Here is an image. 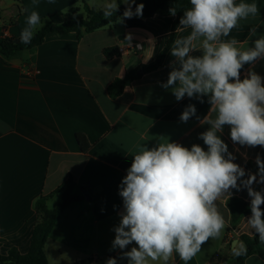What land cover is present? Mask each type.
Returning a JSON list of instances; mask_svg holds the SVG:
<instances>
[{"label": "crops", "instance_id": "crops-1", "mask_svg": "<svg viewBox=\"0 0 264 264\" xmlns=\"http://www.w3.org/2000/svg\"><path fill=\"white\" fill-rule=\"evenodd\" d=\"M94 2L93 8L102 9L105 0ZM243 2L257 3L259 15L240 21L225 39L235 38L242 47H252L256 39L264 36V0ZM86 4L89 0H0V28L9 37L20 38L30 11L39 12L43 26L62 24L72 9L85 18ZM175 19L159 14L123 18L84 34L82 39L75 33H53L41 45L19 51L12 58L0 54L3 255L13 247L21 253L28 252L38 220L36 202L41 196H49L48 206L52 200L59 202L62 192L58 190L73 179L74 191L82 200L70 204L54 226L45 245L49 264H106L113 257L117 264H128L122 251L136 245L113 249L112 241L113 229L123 211L120 184L131 166L135 146L145 144L151 148L161 138H167L188 148L199 144L207 150L199 137L210 127L200 123L209 113L208 98L185 96L177 101L171 87H162L174 64L170 51L160 68L149 72L144 69L166 47ZM188 31L178 30L176 38L186 36ZM107 48H116L120 54L107 58ZM191 55L200 56L202 52ZM141 69L144 72L138 74ZM250 69L264 78V59L245 65L241 79ZM135 71L139 78L127 85L119 97H112L111 84ZM189 105L195 106L196 114L183 122L180 116ZM219 135L236 157L234 162L245 169L243 179L256 174L255 160L257 156L264 160V147L234 144L228 126ZM79 136L89 144L86 151ZM252 187L264 193V183L257 182ZM231 191V197L250 202L247 189ZM227 201L225 196L216 202L225 220L220 237L205 242L188 264H234L232 249L240 242L239 236L255 235L245 219L250 215L236 231L229 232L231 212ZM217 253L223 259L212 262ZM170 264L185 262L174 256ZM244 264H264V260L253 255Z\"/></svg>", "mask_w": 264, "mask_h": 264}, {"label": "clouds", "instance_id": "clouds-1", "mask_svg": "<svg viewBox=\"0 0 264 264\" xmlns=\"http://www.w3.org/2000/svg\"><path fill=\"white\" fill-rule=\"evenodd\" d=\"M121 2L127 5L124 18L142 16L143 3L133 11L135 0ZM89 6L96 7L94 0H89ZM118 10L117 0H105L103 17L109 19ZM169 11L175 16L176 8ZM259 12L257 3L243 0H190V7L184 10L177 31H189L172 43L174 64L162 87H171L177 101L185 96L208 98L209 113L200 123L210 127L199 137L207 150L199 144L188 148L167 138L151 148L135 146L131 166L120 184L123 211L112 241L113 249L136 245L122 251L128 264H170L174 256L188 264L205 242L220 237L225 220L216 202L225 196L230 199L232 189H247L251 215L245 219L264 243V193L252 187L264 183V160L257 156L258 172L243 179L245 169L234 162L236 157L219 135L228 126L234 144L264 147V78L250 69L241 79L245 65L264 59V36L252 47H242L235 38L225 39L240 21L255 18ZM43 23L39 12L30 11L20 42L30 44ZM194 51L202 55H191ZM195 114V106L189 105L180 119L187 122ZM232 252L243 256L247 248L241 241ZM106 264L117 261L109 258Z\"/></svg>", "mask_w": 264, "mask_h": 264}, {"label": "trees", "instance_id": "trees-1", "mask_svg": "<svg viewBox=\"0 0 264 264\" xmlns=\"http://www.w3.org/2000/svg\"><path fill=\"white\" fill-rule=\"evenodd\" d=\"M117 1L119 4V10L109 19L103 17L102 9L90 7L88 4L84 6L87 14L85 18L78 15L77 9H72L67 14V20L65 22L62 24H46L34 35L30 44H22L20 38L5 37L3 35L4 29L0 28V54L6 58H12L19 51L32 49L41 45L46 37L53 33L60 35L65 33H75L79 39H82L84 34L90 33L124 18L123 12L127 5L122 3L121 0ZM140 3L144 4L141 17L145 18L153 17L156 14L173 16L170 14L169 10L176 8V14L174 16L176 19L173 23L171 35L166 47L160 53L156 61L144 66L145 71L149 72L154 71L163 65L172 43L177 37V28L180 26L179 21L183 16V12L190 7V0H140L132 5L133 11H135V6ZM104 53L107 58H113L120 54L116 48H107L104 50ZM138 78L139 75L135 71L130 72L124 79L115 80L109 87L110 95L114 98L119 97L123 93L124 88ZM79 141L83 150L86 151L89 147L87 140L84 137L79 136ZM248 167L252 168L250 165H248ZM255 168L258 170L257 165ZM75 186L74 180L70 179L64 187L58 190V192H62V202L54 209H50L48 206L49 196H41L38 199L36 202L38 220L32 233L28 252L21 253L17 248L13 247L9 250L8 254L3 255L1 253V247L4 241L0 239V264H49L45 253V245L54 226L70 204L82 200V196L74 191ZM249 205L250 202L240 197H231L228 199L227 206L231 212L229 226L230 233L239 228L241 222L246 216L251 215ZM261 209L264 211V205H261ZM239 240L245 244L247 252L243 256H234V264H244L245 260L253 255H257L264 260V243L259 241L258 234H255L254 236L241 234ZM221 259H223V256L217 253L213 256L212 262Z\"/></svg>", "mask_w": 264, "mask_h": 264}, {"label": "rangeland", "instance_id": "rangeland-1", "mask_svg": "<svg viewBox=\"0 0 264 264\" xmlns=\"http://www.w3.org/2000/svg\"><path fill=\"white\" fill-rule=\"evenodd\" d=\"M136 1H138V0H135V2ZM56 200V199H55ZM58 200V199H57ZM62 201V198H61V196H59V202H55L54 200H52L51 202H50V204H49V207L50 208H54V207H56V205L58 204V203H60Z\"/></svg>", "mask_w": 264, "mask_h": 264}, {"label": "built area", "instance_id": "built-area-1", "mask_svg": "<svg viewBox=\"0 0 264 264\" xmlns=\"http://www.w3.org/2000/svg\"><path fill=\"white\" fill-rule=\"evenodd\" d=\"M3 35H4L5 37H9L8 34L6 33V31H3Z\"/></svg>", "mask_w": 264, "mask_h": 264}, {"label": "water", "instance_id": "water-1", "mask_svg": "<svg viewBox=\"0 0 264 264\" xmlns=\"http://www.w3.org/2000/svg\"><path fill=\"white\" fill-rule=\"evenodd\" d=\"M144 72V69H141L139 72H138V74H141V73H143Z\"/></svg>", "mask_w": 264, "mask_h": 264}]
</instances>
